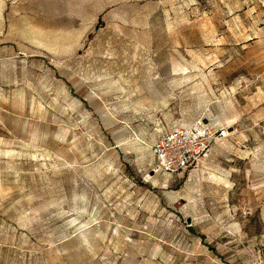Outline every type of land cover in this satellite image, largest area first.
I'll list each match as a JSON object with an SVG mask.
<instances>
[{
    "label": "rangeland",
    "instance_id": "obj_1",
    "mask_svg": "<svg viewBox=\"0 0 264 264\" xmlns=\"http://www.w3.org/2000/svg\"><path fill=\"white\" fill-rule=\"evenodd\" d=\"M226 128L169 175L151 146ZM264 246V0H0V264H250Z\"/></svg>",
    "mask_w": 264,
    "mask_h": 264
},
{
    "label": "built area",
    "instance_id": "obj_2",
    "mask_svg": "<svg viewBox=\"0 0 264 264\" xmlns=\"http://www.w3.org/2000/svg\"><path fill=\"white\" fill-rule=\"evenodd\" d=\"M227 137L226 128H215L208 122L200 121L162 133L150 150L157 169L174 175L197 166L207 158L216 142ZM250 264H264V246L253 252Z\"/></svg>",
    "mask_w": 264,
    "mask_h": 264
}]
</instances>
